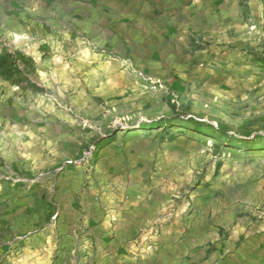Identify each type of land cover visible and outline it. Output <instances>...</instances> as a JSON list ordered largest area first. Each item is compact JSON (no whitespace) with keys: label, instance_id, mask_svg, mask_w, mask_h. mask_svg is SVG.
Segmentation results:
<instances>
[{"label":"rangeland","instance_id":"rangeland-1","mask_svg":"<svg viewBox=\"0 0 264 264\" xmlns=\"http://www.w3.org/2000/svg\"><path fill=\"white\" fill-rule=\"evenodd\" d=\"M156 20L108 45L64 26L25 95L0 90L4 210L55 221L126 168L165 189L166 222H196L184 234L220 247L264 232V0H189Z\"/></svg>","mask_w":264,"mask_h":264},{"label":"crops","instance_id":"crops-1","mask_svg":"<svg viewBox=\"0 0 264 264\" xmlns=\"http://www.w3.org/2000/svg\"><path fill=\"white\" fill-rule=\"evenodd\" d=\"M184 3L189 0H0V57H15L7 65L11 75L0 72V90L12 86L9 95H25L16 90L33 83L47 39L64 26L73 35L103 36L108 45L118 35H155L154 20ZM97 180L101 188L77 190L79 202L59 207L49 223L40 222V213L14 214L0 205V264H264L263 229L244 244L230 237L219 247L204 230L184 234L193 220L166 222L165 189L159 191L154 178L150 183L125 168ZM145 238L155 243L152 252L140 249Z\"/></svg>","mask_w":264,"mask_h":264},{"label":"trees","instance_id":"trees-1","mask_svg":"<svg viewBox=\"0 0 264 264\" xmlns=\"http://www.w3.org/2000/svg\"><path fill=\"white\" fill-rule=\"evenodd\" d=\"M22 57H19L18 59H21ZM13 60V64L15 61V57H12L11 55H5L0 57V72L3 76H10V69L8 68L9 62Z\"/></svg>","mask_w":264,"mask_h":264}]
</instances>
